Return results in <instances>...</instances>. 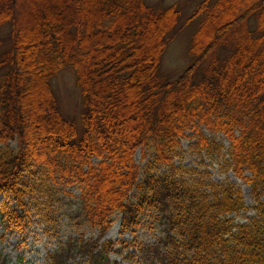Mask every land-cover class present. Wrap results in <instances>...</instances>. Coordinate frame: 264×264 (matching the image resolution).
Masks as SVG:
<instances>
[{
  "label": "trees",
  "instance_id": "trees-1",
  "mask_svg": "<svg viewBox=\"0 0 264 264\" xmlns=\"http://www.w3.org/2000/svg\"><path fill=\"white\" fill-rule=\"evenodd\" d=\"M210 1L185 21L215 10L190 46L194 63L164 81L159 65L180 21L175 6L0 0V28L9 27L0 39V223L11 234L33 220L43 226L59 242L45 264L75 256L111 264L121 249L101 241L118 218L120 235L134 239L118 242L130 264H264V2ZM253 13L257 27L249 30L242 24ZM219 48L228 54L213 55ZM67 67L82 95L79 126L60 113L50 85ZM202 128L224 135L228 147ZM182 139L191 140L192 155L227 158L251 186L256 216L236 222L248 207L235 184L175 164ZM59 185L78 186L68 218L96 238L80 232L61 243ZM141 228L160 235L136 244Z\"/></svg>",
  "mask_w": 264,
  "mask_h": 264
},
{
  "label": "rangeland",
  "instance_id": "rangeland-1",
  "mask_svg": "<svg viewBox=\"0 0 264 264\" xmlns=\"http://www.w3.org/2000/svg\"><path fill=\"white\" fill-rule=\"evenodd\" d=\"M201 1L202 0H145L146 4L152 7L165 8L177 4L181 11L179 24L169 34L168 45L160 62L159 76L164 81L175 80L194 61L189 50L193 41V34L197 30L203 17L196 18L186 24L185 21L194 14ZM245 27L249 30L256 29L257 13L251 14L248 17L245 21ZM8 35L9 27L7 25L1 27L0 39H6ZM227 54L228 51L224 50L217 55L221 57ZM210 57H212V54ZM209 58L203 61L196 70V76L198 79L201 77L205 64ZM50 85L56 97L60 113L66 119L73 121L79 126L82 110V95L80 90L76 87L73 70L69 67L60 70L50 80ZM202 132L209 139H215L217 142L222 143L224 147H228L229 143L224 135L220 133L214 134L205 128H202ZM186 135L191 136L190 133H187ZM191 143L192 142L189 139L180 140L181 151L179 156L174 159L175 164H180L188 169H199L201 171L207 170L213 181L219 183L227 181L235 184L241 190L244 202L248 207V212L243 213L240 217H235L236 222L243 223L246 222L248 218L256 216L252 209L256 204L253 200L251 186L239 179L232 168L227 167L229 163H226L227 158L208 159L207 157L192 155L188 151ZM15 145V143H12V146ZM135 161L140 165L144 164L141 161L140 151L136 152ZM93 162L96 163L97 161L94 160ZM160 170L163 171V169ZM245 176H249V174H245ZM58 191L57 214L60 220L58 238L61 240V243L66 242L68 238H77L80 232L85 234V238H96L97 233L88 229L79 230L78 226L68 218V214L74 209V205L77 201L76 198L80 194L78 186L67 187L59 185ZM1 201L2 197L0 196V203ZM232 217L234 218V216ZM120 222L121 220L118 218L101 242L132 240L130 234H125L124 236L120 235ZM136 234L138 240L146 243H152L154 236H157L156 231L150 233L143 228L137 230ZM58 244V241L49 239V237L43 233V226L34 220L28 227H26V230L20 234L5 232L4 227L0 223V263L3 258L7 264H45L47 253L56 250ZM109 258L111 264H130L129 260L124 259L125 253L123 252L122 254H111ZM70 264L87 263L79 256H75L71 259Z\"/></svg>",
  "mask_w": 264,
  "mask_h": 264
},
{
  "label": "bare ground",
  "instance_id": "bare-ground-1",
  "mask_svg": "<svg viewBox=\"0 0 264 264\" xmlns=\"http://www.w3.org/2000/svg\"><path fill=\"white\" fill-rule=\"evenodd\" d=\"M145 1V0H144ZM205 0H202L199 4H198V6H197V8H196V10L199 8V6L204 2ZM262 2H264V0H261ZM146 3V2H145ZM217 3H219V0H211L210 1V3H209V5L210 6H212V7H214ZM171 6H175L176 8H177V10L179 11V13H180V17H181V11H180V9L178 8V6H177V4H173V5H170V6H167V7H171ZM167 7H165V8H167ZM156 8H160V7H156ZM195 10V11H196ZM215 14V10H214V12H213V9H208V11H205V14L204 13H201L200 15H198V17H196V18H199V17H203V19H202V21H201V23L199 24V26H198V28H197V30L195 31V33L193 34V37H192V39H194V37H195V35H196V33H197V31H198V29L200 28L201 29V27H202V24H203V22H204V20L206 19V17L207 16H209V15H214ZM254 14V13H253ZM195 18V19H196ZM195 19H193V20H195ZM191 22V21H190ZM242 26H244L245 27V22L242 24ZM222 51H224V49L223 48H219V49H216L214 52H213V55H215V56H217L218 58H223V57H225L226 55H224V56H221V57H219L217 54L219 53V52H222ZM161 62V61H160ZM193 63H194V61H193ZM192 63V64H193ZM191 64V65H192ZM191 65L189 66V67H191ZM160 66V65H159ZM188 67V68H189ZM187 68V69H188ZM186 69V70H187ZM185 70V71H186ZM195 76H196V71H195ZM228 165H229V163H228ZM253 200H254V198H253ZM263 200H264V198L262 197L261 198V201L263 202ZM255 202V201H254ZM256 204V203H255ZM116 222H114L113 224H112V226L115 224ZM112 226H111V228H112ZM110 228V229H111ZM160 234L158 233V231H157V236H154V240H153V242L155 241V239H156V237H158ZM133 240L134 239H132V240H130V241H125V240H120V241H116V248L117 249H121V254H122V252L123 253H125V258L124 259H127L128 258V254H127V251L124 249V248H121L122 246H120V245H118V242H125V243H130V244H132V242H133ZM138 240V239H137ZM152 242V243H153ZM134 243H136V244H152L151 242H149V243H146V242H142V241H140V240H138V241H135ZM128 252L130 253V252H132V254H130V255H132V257L133 256H135V255H138V253L134 250V249H129L128 250ZM139 256V255H138ZM132 259V258H131ZM128 260V259H127Z\"/></svg>",
  "mask_w": 264,
  "mask_h": 264
}]
</instances>
